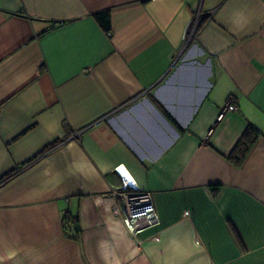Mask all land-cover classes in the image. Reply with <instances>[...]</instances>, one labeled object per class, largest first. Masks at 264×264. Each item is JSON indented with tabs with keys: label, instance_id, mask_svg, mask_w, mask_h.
Returning <instances> with one entry per match:
<instances>
[{
	"label": "crops",
	"instance_id": "0c3cea01",
	"mask_svg": "<svg viewBox=\"0 0 264 264\" xmlns=\"http://www.w3.org/2000/svg\"><path fill=\"white\" fill-rule=\"evenodd\" d=\"M199 5L0 0V264H264V0H202L188 40ZM118 166L159 216L134 236Z\"/></svg>",
	"mask_w": 264,
	"mask_h": 264
},
{
	"label": "built area",
	"instance_id": "2783aa9c",
	"mask_svg": "<svg viewBox=\"0 0 264 264\" xmlns=\"http://www.w3.org/2000/svg\"><path fill=\"white\" fill-rule=\"evenodd\" d=\"M202 0H200L201 5ZM200 9H198L189 23V31L186 39H190L196 32L199 20ZM238 109L237 99L230 96L221 106L217 119L222 118L226 111H236ZM66 126V124H64ZM67 130V128H66ZM72 137H79L78 132H73ZM28 164L22 166H15L12 175L22 171ZM120 175L121 182L118 186L111 190L112 197L118 200L122 207L121 210L114 205L113 211L120 216L125 228L132 236L139 234L142 230L154 227L159 224V216L154 207L152 198L148 192L143 190L132 178L120 170L119 166L116 168ZM2 180H0L1 183Z\"/></svg>",
	"mask_w": 264,
	"mask_h": 264
},
{
	"label": "trees",
	"instance_id": "16d2710c",
	"mask_svg": "<svg viewBox=\"0 0 264 264\" xmlns=\"http://www.w3.org/2000/svg\"><path fill=\"white\" fill-rule=\"evenodd\" d=\"M95 18L103 29L107 31L109 30L110 19H109V15L107 12L97 13L95 14ZM201 24H202V21H199L197 29L201 26ZM165 115L180 130V127L177 126V124L172 120V118L166 112H165ZM256 136H257L256 130L251 126H248L229 157L233 160L234 164L238 165L244 160L253 142L255 141ZM211 190L212 192H216L217 186L216 185L211 186ZM63 222H64V228H65L66 235L71 238H75V239L78 238L79 237L78 233L80 230H79V227L77 226L78 224L77 217L69 218L67 215H65L63 218ZM68 224H72V226Z\"/></svg>",
	"mask_w": 264,
	"mask_h": 264
},
{
	"label": "rangeland",
	"instance_id": "374dc122",
	"mask_svg": "<svg viewBox=\"0 0 264 264\" xmlns=\"http://www.w3.org/2000/svg\"><path fill=\"white\" fill-rule=\"evenodd\" d=\"M198 9H201V5H199Z\"/></svg>",
	"mask_w": 264,
	"mask_h": 264
},
{
	"label": "snow or ice",
	"instance_id": "6c2138e0",
	"mask_svg": "<svg viewBox=\"0 0 264 264\" xmlns=\"http://www.w3.org/2000/svg\"><path fill=\"white\" fill-rule=\"evenodd\" d=\"M120 170L123 171V168H121Z\"/></svg>",
	"mask_w": 264,
	"mask_h": 264
}]
</instances>
